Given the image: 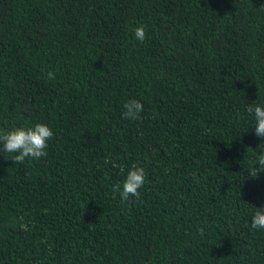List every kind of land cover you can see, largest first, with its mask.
Here are the masks:
<instances>
[{
  "label": "trees",
  "instance_id": "16d2710c",
  "mask_svg": "<svg viewBox=\"0 0 264 264\" xmlns=\"http://www.w3.org/2000/svg\"><path fill=\"white\" fill-rule=\"evenodd\" d=\"M262 6L0 0V132L54 133L39 160L0 152V264H264L246 110L264 103ZM134 164L145 184L121 202Z\"/></svg>",
  "mask_w": 264,
  "mask_h": 264
},
{
  "label": "clouds",
  "instance_id": "9594fccd",
  "mask_svg": "<svg viewBox=\"0 0 264 264\" xmlns=\"http://www.w3.org/2000/svg\"><path fill=\"white\" fill-rule=\"evenodd\" d=\"M264 7V6H262ZM135 38L141 43L146 38L145 26L139 25L134 30ZM50 80L55 79V74L48 73ZM126 110L123 115L129 120H139L141 113L144 110L143 104L139 100H129L124 104ZM249 115L254 116V129L255 135L264 139V103H252L247 107ZM52 129L46 124L37 123L33 127H20L14 128L10 131L0 132V152L15 153L12 161L14 164H22L26 159L39 160L41 157L47 156L46 149L48 148V141L53 138ZM260 144L258 148V154L256 155L255 164L258 165L251 167L248 174L253 177H258L259 173L264 172V150L261 149ZM255 151L251 148H246V152ZM111 161L107 160L105 163ZM113 163L114 167L123 168L121 165ZM146 180V172L143 167L133 165L132 169L127 172L126 178L123 184H115L112 188L113 192H118L121 197V202H128L131 197L136 199L140 198V189L144 186ZM254 207V206H253ZM254 215L252 217V228L264 229V211L260 208H255ZM21 227L24 231H27V225L22 224ZM203 232V229L200 230Z\"/></svg>",
  "mask_w": 264,
  "mask_h": 264
}]
</instances>
